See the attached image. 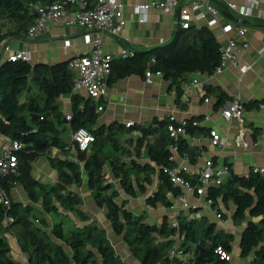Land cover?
I'll list each match as a JSON object with an SVG mask.
<instances>
[{
	"label": "trees",
	"instance_id": "16d2710c",
	"mask_svg": "<svg viewBox=\"0 0 264 264\" xmlns=\"http://www.w3.org/2000/svg\"><path fill=\"white\" fill-rule=\"evenodd\" d=\"M53 1L55 0H0V21L4 20L13 25V29L8 32L0 31V42L7 36L25 38L35 19L31 5L49 4ZM87 2L91 5L95 0ZM188 32L189 29L177 27L173 40L168 45L159 47V52L136 53L121 62H113L108 84L133 74L144 77L147 71L153 74L159 72L166 79L191 72L212 74L219 63L218 42L207 28L201 27L194 38ZM73 78L74 73L68 69V61L34 66L22 59L0 63V133L4 139L20 141L22 144V149L16 153L17 168L3 182L9 194L11 188L18 184L30 201H40L46 212H56V203L63 209L77 210L81 199L67 187L80 186L84 172L96 204L107 208L106 218L111 222L114 232L122 236L131 253L141 264H200L193 258L198 254L195 248L197 244L204 249L206 264H229L221 259L215 250L221 247L230 253L234 239L232 234L217 230L214 223L195 220L182 219L178 227H170L166 223L160 227L149 224L143 215L136 216L125 209L124 202L118 204L115 201L118 193L106 182L103 175V167L109 163L113 174L120 178L124 191L134 196L137 191L144 194L153 184L152 176L157 174L158 186L147 196L146 203L153 208L158 205L170 207L172 203L168 195L178 196L180 189L173 187L163 171L175 167L168 145L176 143L178 154L188 157L190 163L196 161L199 152L190 150L184 139L175 142L169 138L168 119L155 120L151 126L140 128L142 139L150 138L146 144L149 162L139 163L134 160L130 166L121 162L105 148L111 147L113 152L125 151L120 148L116 138L123 126H97V116L91 101L72 93ZM24 92H27V96L21 100ZM210 92L215 94L218 104L225 102L227 97L224 93L209 87L205 95ZM62 95H71L72 110L68 121L61 118V113L55 105ZM180 95L178 86L176 101ZM260 103L263 104L264 99L242 106L257 107ZM90 107L93 108L92 111ZM200 119L201 117H192L187 120L188 134L195 136L204 133V128L193 125ZM65 121L68 122L70 132L79 128L87 129L94 136V142L87 152L79 151L76 145L71 143L68 150L72 148L76 152L77 161L67 159L53 163L58 172V181L52 186L42 185L32 177L31 163L53 147L61 153H68L67 145L60 137L62 131L58 129ZM158 138L167 142L166 148H159ZM209 197L212 198L213 207L219 201L224 205L228 202L234 205V225L241 224L249 217L240 236V255L247 257L253 252L249 264H264V174H231L224 185L209 192ZM53 200L55 204L52 203ZM5 214L14 219L8 227L3 226ZM78 214L83 217L81 212L78 211ZM36 216L30 205L22 206L12 201L9 210L0 205V232H12L29 264H95L97 256L102 264H125L107 244L102 232H96L95 229L74 230L66 235L62 223H54L50 233L70 247L71 255H67L61 245L50 241L45 231L32 226V219ZM39 221L41 226L48 227L46 219L40 217ZM177 234L182 237L179 248L181 256H171L170 250L175 243L173 238ZM0 264H20L11 256L8 243L1 235Z\"/></svg>",
	"mask_w": 264,
	"mask_h": 264
},
{
	"label": "crops",
	"instance_id": "0c3cea01",
	"mask_svg": "<svg viewBox=\"0 0 264 264\" xmlns=\"http://www.w3.org/2000/svg\"><path fill=\"white\" fill-rule=\"evenodd\" d=\"M151 1L121 0L125 26L118 34H105L102 39L104 51L114 57V62L122 61L120 58L122 49H129L135 54L153 52L154 49L164 47L173 40L177 30L178 4L182 0L174 2L172 10L169 12L151 6ZM231 3L235 4L238 9L250 5L247 0H214L221 23H231L247 30L244 37H239L236 32L230 34L237 41L248 43L246 49L239 51L238 65H229L217 75L191 72L166 79L163 74H153L150 81L147 80L146 75L141 77L133 74L110 85L107 80V97L103 101L92 100L84 93L79 95L91 101L97 116V126L108 127L111 124L123 126L116 138L120 148L125 151L113 152L111 147H107L105 149L108 153H113L115 158L120 159L128 166L134 160L139 163L149 162L146 144L150 138L142 139L140 128L151 126L155 120H169L170 116L175 117L177 121L185 122L192 117H201L198 123L199 127L205 129L204 133L195 136L188 134V136L180 138L186 141L190 150L199 152L196 161L190 163L188 157H182L178 154V150L177 153L170 150L175 167H187V170L182 173L186 179H195L194 175L201 170L204 161L209 158L228 166L230 175L246 176L254 167L264 168V109L261 107L262 103L257 107H243L242 126L236 120L225 121L221 117V109L226 107L230 100L235 99L241 105H246L264 99V53L259 52L264 46V0H257V3L252 4L251 12L247 16H240L237 10L231 9L229 7ZM142 5H148L146 21L143 23L139 22V7ZM7 24L9 27L13 26L10 23ZM201 27L206 28L204 23L197 28L200 29ZM207 29L211 31L217 41V29ZM0 31L5 33L8 30L3 27ZM82 32L83 30L78 27L56 23L48 25L34 40L7 36L0 42V63L17 52L26 53L29 57L28 62L33 66L38 64L53 65L69 61L89 51V47L83 44ZM125 38L128 39L126 43ZM218 44L221 43L218 42ZM242 66L249 67L243 77L241 74ZM193 79L203 82L204 88L201 90L194 86L192 84ZM178 86L181 95L176 101V88ZM209 87L226 95L227 98L223 104L217 103L214 93L210 92L205 95L206 89ZM55 105L57 111L61 113L62 119L71 116V95L60 96ZM99 105L103 108L100 111L98 110ZM128 123L131 125L127 126ZM58 129L62 131L60 137L66 143L68 150V146L72 143L71 140H68L71 133L68 122H62ZM213 129L223 138V144H211L210 130ZM240 129L243 133V140L248 143L246 148L235 144L233 141ZM67 159L77 161L76 152L72 148L68 150V153H61L54 147L50 148L46 154L38 156L32 161L31 175L40 184L52 186L58 181V172L53 163ZM103 175L106 182L111 184L118 193L115 201L118 204L124 202L125 209L133 215H143L147 223L158 227L163 223L170 225L173 221L179 223L182 219L214 223L217 230L234 236L231 243L229 264H249L252 260L253 252L247 257H241L239 248L240 236L249 217L241 224L234 225L232 215L235 209L231 202L224 205L219 201L215 207H209L205 205L204 198L198 196H189L187 202H181L179 197L182 190L176 187L180 189V194L178 196L168 195V199L172 203L170 207L158 205L153 208L146 203V200L147 196L152 194L158 186L157 174L152 176L153 184L147 188L144 194L137 191L134 196H130L124 191L120 184V178L113 174L109 163L103 167ZM82 177L83 181L80 186L70 185L67 187L70 192L79 195L81 199V204L76 208L77 210L63 209L53 200L52 203H56L57 206L56 212H46L41 207L40 201L32 203L18 184L10 190L11 200L22 206H32L37 215L32 219V226L45 231L50 241L61 245L67 255H71L70 247L54 238L50 233L54 223H62L66 235L74 230L95 229L96 232H102L107 244L122 263L141 264L140 260L131 253L122 236L114 232L111 222L106 218L107 208L96 204L87 185L84 172ZM134 188L137 189L135 186ZM189 204L199 205V207L195 211L190 209ZM213 210L221 214L219 219L215 217ZM78 211L83 214V217L78 214ZM194 214H198V216L195 217ZM39 216L46 219L48 227L41 226ZM203 218L205 221L201 220ZM1 236L7 241L13 259L20 264H29L26 255L20 251L12 232L1 230ZM95 264H102L98 256Z\"/></svg>",
	"mask_w": 264,
	"mask_h": 264
},
{
	"label": "built area",
	"instance_id": "2783aa9c",
	"mask_svg": "<svg viewBox=\"0 0 264 264\" xmlns=\"http://www.w3.org/2000/svg\"><path fill=\"white\" fill-rule=\"evenodd\" d=\"M178 0H152L151 6L164 9L166 12L172 10V4ZM250 6L238 9L235 4H229L231 9L237 10L240 16H247L251 12V5L257 3V0H247ZM35 19L32 26L28 29L25 39L34 40L39 34L47 28L48 25L61 23L66 26L78 27L83 30V44L89 47L87 53L76 56L68 61V69L74 73L72 92L80 95L84 93L87 97L96 101L106 99L107 80L111 73L114 57L104 51L103 36L105 34H118L125 26L123 19V8L121 0H95L91 5H88L87 0H55L49 4H32ZM148 5L139 7V22L146 21V9ZM219 11L214 4V0H182L178 4L177 9V27L181 29L197 28L202 23L206 28H216V39L221 44L219 45V63L214 68L212 75L222 73L229 65H238L240 49H246L248 43L245 41H237L231 36L232 32H236L239 37H244L247 30L242 26H234L231 23H221ZM125 43L128 39H124ZM264 53V46L259 50ZM135 53L129 49H122L120 52L121 60L134 56ZM22 59L29 60V57L24 52H17L10 55L7 60L16 61ZM249 70L248 66H242V77ZM160 75L161 73H155ZM148 81L151 80L153 73L147 71L145 73ZM192 84L199 89L204 88L203 82L193 79ZM207 101V99H205ZM264 109V103L261 106ZM102 106H98V110H102ZM244 109L241 103L235 99L230 101L226 107L221 109V117L225 121L236 120L242 126ZM71 116H67L66 120H70ZM167 133L169 138L177 142L181 137L188 136L185 121H177L175 117H169ZM131 125L128 123L127 126ZM193 125H199L194 122ZM242 130L240 129L234 136L233 141L237 145H242L246 148L248 143L243 140ZM211 144L221 145L224 140L220 137L216 130H210ZM70 138L77 149L81 152H87L89 147L94 142V136L85 128H79L71 131ZM173 153H177V145H168ZM22 149L20 141H8L3 138L0 133V205L6 210L11 208V195L4 187V179L13 173L17 168L16 153ZM172 159V158H171ZM187 170L185 166H176L174 168L164 169V173L169 178L173 186L179 187L182 194L179 197L181 202H187L189 196H198L204 198L205 205L213 207L212 198L209 197V192L225 184L226 179L230 175V169L224 164H219L209 158L204 161L201 170L194 175L195 179H186L182 173ZM252 173L264 174V168L254 167ZM190 209L197 210L199 205L189 204ZM216 218H220L221 214L216 210L212 211ZM195 217L198 214H194ZM14 221L12 216L6 215L3 218V226L8 227ZM178 222L173 221L169 226L178 227ZM180 235L174 236L175 241L173 248L170 250L171 256H181L179 250L181 246ZM221 259L230 260V253L225 252L221 247L215 250Z\"/></svg>",
	"mask_w": 264,
	"mask_h": 264
},
{
	"label": "water",
	"instance_id": "95a60500",
	"mask_svg": "<svg viewBox=\"0 0 264 264\" xmlns=\"http://www.w3.org/2000/svg\"><path fill=\"white\" fill-rule=\"evenodd\" d=\"M198 32H199L198 28H193L188 32V34L194 38L198 35ZM90 110L92 111V107H90ZM68 140H71V139L68 137ZM158 143H159L160 149L166 148L168 145L167 142H164L162 140V138H158ZM195 248L198 250V254L195 257H193L195 262H198L200 264H206V261L204 260V254H203L204 249L201 248L199 244H197Z\"/></svg>",
	"mask_w": 264,
	"mask_h": 264
},
{
	"label": "rangeland",
	"instance_id": "374dc122",
	"mask_svg": "<svg viewBox=\"0 0 264 264\" xmlns=\"http://www.w3.org/2000/svg\"><path fill=\"white\" fill-rule=\"evenodd\" d=\"M3 27H5L8 31H10V30L13 29V28H11L12 26L9 27V24H7L6 21H5V22L3 21L2 23H0V30H1ZM8 31H7V32H8ZM153 52H156V53H157V52H159V49H154ZM26 96H27V92H24V93L21 95V98H20V99L23 100V99L26 98ZM39 219H40V217H39ZM201 220L205 221V218H203V219H201ZM201 220H200V221H201ZM208 223H210V222H208ZM0 235H1V232H0Z\"/></svg>",
	"mask_w": 264,
	"mask_h": 264
}]
</instances>
